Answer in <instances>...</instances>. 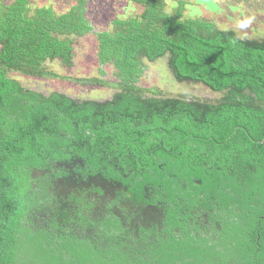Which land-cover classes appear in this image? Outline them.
I'll list each match as a JSON object with an SVG mask.
<instances>
[{
    "label": "trees",
    "instance_id": "1",
    "mask_svg": "<svg viewBox=\"0 0 264 264\" xmlns=\"http://www.w3.org/2000/svg\"><path fill=\"white\" fill-rule=\"evenodd\" d=\"M87 1L0 0V264H264V39L185 16L186 0H132L139 19L99 31ZM233 16L261 23L264 6ZM89 34L115 82L82 83L111 98L11 78H57L46 63ZM163 59L217 96L142 87Z\"/></svg>",
    "mask_w": 264,
    "mask_h": 264
},
{
    "label": "rangeland",
    "instance_id": "2",
    "mask_svg": "<svg viewBox=\"0 0 264 264\" xmlns=\"http://www.w3.org/2000/svg\"><path fill=\"white\" fill-rule=\"evenodd\" d=\"M15 0H3L5 5L13 3ZM32 10L44 7H52L57 13L66 12L75 4V0H27ZM184 1V0H182ZM205 1L214 4L215 7H205ZM221 1L219 5L216 2ZM176 2V0H175ZM185 16L190 14L193 8L199 10V15L209 22H212L217 28L234 31L239 37L260 40L264 39V22L245 24L241 16L235 17V14L264 6V0H201V8L196 0H186ZM188 6V7H186ZM87 17L91 20L93 26L99 31L111 30L112 21L119 17L120 19L140 18L143 9L132 0H88ZM177 8V7H176ZM175 8V9H176ZM210 11V12H209ZM98 15V16H97ZM111 22V23H110ZM110 24V25H109ZM109 25V26H108ZM72 58L68 62L50 60L44 67L52 72L57 78L47 77L43 79L26 78L18 74H11L22 84L23 87L34 89L45 94L52 92H62L78 100L84 99H109L115 93V89L105 86L99 87L93 83H82L84 79H100L108 82L109 85L115 82L113 71L109 66L103 68L104 75L99 74L100 64L98 63V44L96 36L89 34L83 38H76L72 44ZM151 71L141 86L150 88L156 86L163 93L164 98H175L179 94L195 95L200 98H208L212 101L217 93L199 84L181 83L172 74L168 67L167 59L160 60L156 64L150 65ZM187 84V85H186Z\"/></svg>",
    "mask_w": 264,
    "mask_h": 264
},
{
    "label": "clouds",
    "instance_id": "3",
    "mask_svg": "<svg viewBox=\"0 0 264 264\" xmlns=\"http://www.w3.org/2000/svg\"><path fill=\"white\" fill-rule=\"evenodd\" d=\"M167 3H168V10L169 11H171L172 9H174V8H176L178 5H177V3L175 2V0H167ZM209 7H215V5L214 4H209L208 5ZM186 7H188V6H186ZM190 14L191 15H193V16H195V15H199L200 13H199V10L198 9H195V8H193L192 10H191V12H190Z\"/></svg>",
    "mask_w": 264,
    "mask_h": 264
}]
</instances>
